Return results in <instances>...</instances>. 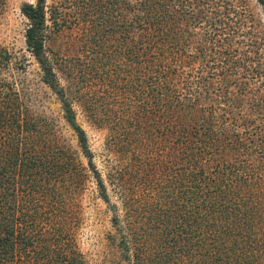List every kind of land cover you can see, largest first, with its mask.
Instances as JSON below:
<instances>
[{
  "label": "trees",
  "instance_id": "obj_1",
  "mask_svg": "<svg viewBox=\"0 0 264 264\" xmlns=\"http://www.w3.org/2000/svg\"><path fill=\"white\" fill-rule=\"evenodd\" d=\"M20 11L79 153L31 111L6 73L23 62L1 49L0 264H90L76 244L79 154L119 264H264V39L245 0H35ZM64 28L78 33L70 58L46 45ZM78 114L104 134V178Z\"/></svg>",
  "mask_w": 264,
  "mask_h": 264
},
{
  "label": "rangeland",
  "instance_id": "obj_2",
  "mask_svg": "<svg viewBox=\"0 0 264 264\" xmlns=\"http://www.w3.org/2000/svg\"><path fill=\"white\" fill-rule=\"evenodd\" d=\"M34 2L35 0H5V6L0 15V50H6L11 54L13 61L23 62L24 66V72L17 70L14 66L11 67L10 72L6 73L18 80L22 79L21 84L26 87L31 111L55 122L59 141L79 153L75 136L63 120V112L57 97L41 81L39 67L25 48L24 31L27 21L21 14L20 8L23 4ZM47 2L50 3V0ZM245 4L251 14L252 24L255 25L259 36L264 39L263 7L256 0H245ZM77 37L76 31L66 28L57 33L51 31L46 45L50 54L55 53L60 57L70 58L79 48ZM77 122L87 135L88 146L93 153V163L104 178L106 173L104 134L87 126L80 114L77 115ZM78 157L81 166L85 167L87 176L76 198L80 219L76 232V244L90 264H119L113 248L114 243L112 242L113 245H111L107 240V234L112 232L110 214L96 194V183L91 171L87 169L86 159L82 154Z\"/></svg>",
  "mask_w": 264,
  "mask_h": 264
}]
</instances>
